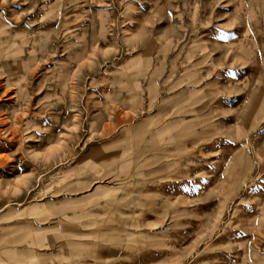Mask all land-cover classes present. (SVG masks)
Segmentation results:
<instances>
[{"label":"rangeland","instance_id":"obj_1","mask_svg":"<svg viewBox=\"0 0 264 264\" xmlns=\"http://www.w3.org/2000/svg\"><path fill=\"white\" fill-rule=\"evenodd\" d=\"M0 264H264V0H0Z\"/></svg>","mask_w":264,"mask_h":264}]
</instances>
